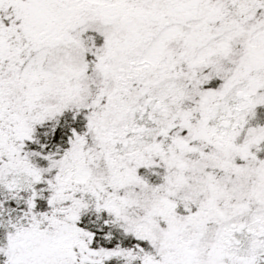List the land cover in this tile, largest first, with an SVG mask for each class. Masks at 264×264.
Returning a JSON list of instances; mask_svg holds the SVG:
<instances>
[{"label": "snow or ice", "instance_id": "6c2138e0", "mask_svg": "<svg viewBox=\"0 0 264 264\" xmlns=\"http://www.w3.org/2000/svg\"><path fill=\"white\" fill-rule=\"evenodd\" d=\"M0 264H264V0H0Z\"/></svg>", "mask_w": 264, "mask_h": 264}]
</instances>
